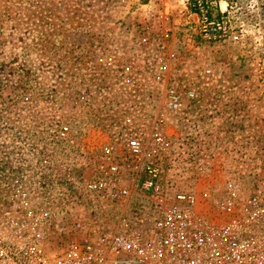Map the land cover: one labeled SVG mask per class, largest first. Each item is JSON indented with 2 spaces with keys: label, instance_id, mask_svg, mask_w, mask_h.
Here are the masks:
<instances>
[{
  "label": "rangeland",
  "instance_id": "374dc122",
  "mask_svg": "<svg viewBox=\"0 0 264 264\" xmlns=\"http://www.w3.org/2000/svg\"><path fill=\"white\" fill-rule=\"evenodd\" d=\"M214 2L238 39L204 38L192 0H0V195L47 159L61 175L35 177L34 201L109 218L84 182L132 135L162 133L157 158L180 188L264 168V0ZM171 81L196 93L183 112L165 106Z\"/></svg>",
  "mask_w": 264,
  "mask_h": 264
},
{
  "label": "built area",
  "instance_id": "2783aa9c",
  "mask_svg": "<svg viewBox=\"0 0 264 264\" xmlns=\"http://www.w3.org/2000/svg\"><path fill=\"white\" fill-rule=\"evenodd\" d=\"M192 1L201 7L204 38L238 39L226 11L214 12V0ZM164 97L168 110L183 112L196 93L171 81ZM70 131L62 125L58 136ZM126 143L121 158L103 147L99 168L84 182L91 200L106 202V219L72 221L62 209L34 201L35 177L61 175L58 167L47 168V159L37 171L16 175L10 193L0 195V264H264V168L252 170L248 181L239 173L217 189L202 186L198 195L180 188L157 158L162 133L147 143L132 135Z\"/></svg>",
  "mask_w": 264,
  "mask_h": 264
}]
</instances>
